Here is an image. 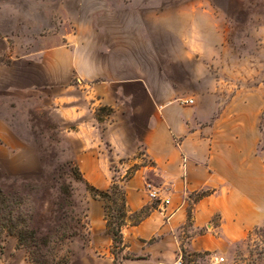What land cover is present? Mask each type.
<instances>
[{
	"label": "crops",
	"instance_id": "1",
	"mask_svg": "<svg viewBox=\"0 0 264 264\" xmlns=\"http://www.w3.org/2000/svg\"><path fill=\"white\" fill-rule=\"evenodd\" d=\"M6 13L0 10L5 22L12 18ZM5 22L2 98L22 89L36 103L45 99L49 116L63 122L64 160L95 188L107 190L118 180L126 193L121 261L104 202L89 197L80 264H177L184 254L225 252L226 242L264 227V152L258 151L264 94L221 97L227 86L212 65L223 40L200 37L201 22L217 26L214 6L101 0L81 7L77 31L58 35V42L32 34L25 43ZM39 78L47 81L46 91H39ZM112 168L139 169L123 181ZM151 171L171 204L132 224L131 217L151 205ZM203 191L212 193L190 198ZM16 250L12 246L0 264H31L24 249Z\"/></svg>",
	"mask_w": 264,
	"mask_h": 264
},
{
	"label": "rangeland",
	"instance_id": "2",
	"mask_svg": "<svg viewBox=\"0 0 264 264\" xmlns=\"http://www.w3.org/2000/svg\"><path fill=\"white\" fill-rule=\"evenodd\" d=\"M197 2L215 7L217 26L213 29L208 27L212 23L201 22L205 27L200 29V37L202 42L223 40L222 45L217 44L212 65L215 75L227 86L221 97L233 99L241 91L260 90L264 94V0H168L172 5ZM97 3L101 0H0V10L8 15L11 12L12 18L8 16L6 22L14 24L25 43L32 34L41 42L52 36L58 42L59 36L77 31L75 23L80 8ZM3 22L0 18V24ZM4 31L5 28L0 29L1 37ZM203 46L207 47H200ZM3 63L4 58L0 57V66ZM13 83L16 86V81ZM38 84L40 92L46 91V80L39 78ZM23 92L22 89L7 91L12 98H2L6 93L0 94V187L7 193L16 191L17 198H23L22 205L15 207L14 216L26 221L27 227H20V230L28 235L33 231L37 233L36 245L29 242L28 247L22 248L31 264H72V261L80 264L79 258L89 238L85 219L87 200L92 197L89 183L73 161L64 160L63 122L49 116L45 99L36 103ZM259 132L258 151L261 153L264 152V111ZM112 169L121 172L115 177L125 181L136 168ZM149 180L152 183L149 190L159 192L161 197L171 196L167 188L159 186L153 171L149 172ZM67 188L69 193H65ZM61 189L64 192L62 199L59 198ZM197 194H191L190 198L197 201ZM159 204L151 199V205L142 216L158 208ZM118 208L123 209L120 200ZM140 217L133 215L130 222L135 224ZM78 220H82L87 228L71 237ZM212 224L218 226L219 218L215 217ZM0 238L3 244L0 261L9 254L12 246H17L16 251L21 248L16 237L7 238L3 233ZM45 238L50 243H44ZM62 239L65 242L61 243ZM115 253L121 261V253L118 250ZM216 258L224 261L217 262ZM183 261V264H264V227L252 230L243 241L226 242L225 252L184 254Z\"/></svg>",
	"mask_w": 264,
	"mask_h": 264
},
{
	"label": "trees",
	"instance_id": "3",
	"mask_svg": "<svg viewBox=\"0 0 264 264\" xmlns=\"http://www.w3.org/2000/svg\"><path fill=\"white\" fill-rule=\"evenodd\" d=\"M139 168H136L135 171L129 175L126 180L130 179L135 172ZM80 175V179H81ZM88 189L91 192V195L93 198L100 199L104 202V209H105V219L107 221V228L109 233L113 237V249L114 253L116 250H118L120 253L123 251V236H122V228L126 224V220L128 217V211H127V202H126V193L123 187L118 183L117 181H114L111 187L107 190H99L95 188L94 186L88 184ZM65 193H69L68 188L65 190ZM212 192L210 191H203L198 193L199 199L203 197H207L211 195ZM64 194L63 190H59V198L62 199V195ZM18 193L16 191H9L8 193L4 191L0 187V235L5 233L7 238L10 237H16L18 238L19 247L25 248L29 246V242H33L35 245L38 242L37 233L34 231L30 233V235L26 234V232H23L20 230V227H27L26 221L18 217L16 218L14 216V211L16 210L17 205H22L23 198H17ZM23 196H25L23 194ZM15 199V200H14ZM198 199V200H199ZM19 200V202H18ZM122 202V208H118V201ZM112 212H118L117 215H113ZM144 210L136 213L135 215H140L138 222H141L147 215L146 213L144 216ZM191 215L189 214V219ZM22 223V226L21 224ZM77 225L74 229V233L71 234L72 236H78L81 232L86 230L87 226L86 224H82V220L77 221ZM21 228V229H22ZM48 239L45 238V242L47 243ZM61 243L65 242L64 239L60 240ZM50 243V241L48 242ZM58 243V242H57ZM2 239L0 238V256L3 252V246H2ZM116 254V253H115ZM127 259H130L129 257ZM114 264H122V262H114Z\"/></svg>",
	"mask_w": 264,
	"mask_h": 264
},
{
	"label": "built area",
	"instance_id": "4",
	"mask_svg": "<svg viewBox=\"0 0 264 264\" xmlns=\"http://www.w3.org/2000/svg\"><path fill=\"white\" fill-rule=\"evenodd\" d=\"M189 104H193L194 101L193 100H190L188 102ZM149 189H150V185L148 186ZM149 197L152 199V200H156L160 203V205H163V206H169L171 204V200L167 197H161L159 195V192L157 191H154V190H151L150 193H149ZM216 261L217 262H223L224 259L223 258H216ZM177 264H182V261H178Z\"/></svg>",
	"mask_w": 264,
	"mask_h": 264
}]
</instances>
